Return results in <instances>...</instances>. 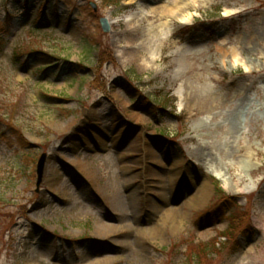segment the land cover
Returning a JSON list of instances; mask_svg holds the SVG:
<instances>
[{"label": "rangeland", "instance_id": "1", "mask_svg": "<svg viewBox=\"0 0 264 264\" xmlns=\"http://www.w3.org/2000/svg\"><path fill=\"white\" fill-rule=\"evenodd\" d=\"M0 37V264H264V0H0Z\"/></svg>", "mask_w": 264, "mask_h": 264}, {"label": "bare ground", "instance_id": "2", "mask_svg": "<svg viewBox=\"0 0 264 264\" xmlns=\"http://www.w3.org/2000/svg\"><path fill=\"white\" fill-rule=\"evenodd\" d=\"M178 6H175L174 8H169V9H167V11H163V15L164 16H166V15H173L174 14V12L176 11H178V9L179 8H177ZM177 9V10H176ZM153 10L154 9H151L150 10V12H153ZM229 14H232V12L231 11H226L225 12V15L227 16V15H229ZM145 15H147V14H145ZM148 16V15H147ZM193 20V15H191V16H187L186 18H179V23H181V24H189L191 21ZM224 54L226 53V51H224L223 52ZM133 59V58H132ZM130 61H134V60H130ZM138 60H136V62H137ZM135 62V61H134ZM236 65H238V66H240L242 69H243V71L244 72H249L250 71V67L248 66V65H246L245 63H243L241 60H237V58L235 57V56H233V58H232V60H231V62H230V66L231 67H234V66H236ZM236 122H238V117H237V114H235V116H234V126H237V124L238 123H236ZM152 155H153V153H152ZM209 174H211V175H213L216 179H218L220 182H221V184H222V186H223V188L225 189V190H227L228 191V189L226 188V186H225V181H224V176L221 174V172L220 171H216V172H213V171H210V170H206ZM206 190H204L202 193H204ZM201 199V198H200ZM178 211H179V209H176V208H168V209H164L163 210V212H162V215H161V217H162V220L163 221H170L171 223L176 219V217L178 216ZM157 230H159V228L157 229Z\"/></svg>", "mask_w": 264, "mask_h": 264}, {"label": "trees", "instance_id": "3", "mask_svg": "<svg viewBox=\"0 0 264 264\" xmlns=\"http://www.w3.org/2000/svg\"><path fill=\"white\" fill-rule=\"evenodd\" d=\"M102 3H104V5H107V6H111V5H116L118 3V0H102ZM2 37H0V43L2 42ZM0 50H1V46H0ZM14 130V129H12ZM217 194H220L222 191L221 189L217 188ZM236 216L233 215L231 218H230V221H236ZM235 225V224H234ZM235 227V226H234ZM234 227H231L229 228V231L227 232V234H225L224 236L227 237V239H230V236L233 235V230H234ZM216 243H212V245H201L198 247L197 249V252L194 254V259H197L199 260L200 258H207V253L206 251L211 247L212 249H214V246H215ZM193 256V255H192ZM198 263H200V261H198Z\"/></svg>", "mask_w": 264, "mask_h": 264}, {"label": "water", "instance_id": "4", "mask_svg": "<svg viewBox=\"0 0 264 264\" xmlns=\"http://www.w3.org/2000/svg\"><path fill=\"white\" fill-rule=\"evenodd\" d=\"M90 6L92 7V9L94 11H96V5L94 3H90ZM99 25H100L102 32H104V33L109 32L110 26H109L108 20L106 18H104V17L100 18L99 19ZM43 162H44V156H42L39 159L38 164H37L36 173H37L38 178H40V176L42 174Z\"/></svg>", "mask_w": 264, "mask_h": 264}]
</instances>
